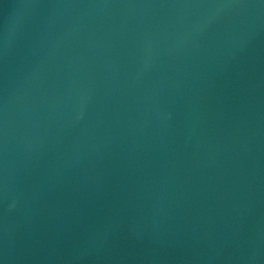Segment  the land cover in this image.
<instances>
[{"label":"water","instance_id":"1","mask_svg":"<svg viewBox=\"0 0 264 264\" xmlns=\"http://www.w3.org/2000/svg\"><path fill=\"white\" fill-rule=\"evenodd\" d=\"M0 264H264V0H0Z\"/></svg>","mask_w":264,"mask_h":264}]
</instances>
